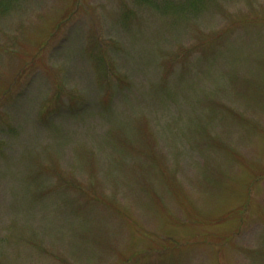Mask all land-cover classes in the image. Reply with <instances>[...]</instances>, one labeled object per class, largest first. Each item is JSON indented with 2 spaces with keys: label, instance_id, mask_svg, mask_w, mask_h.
I'll return each instance as SVG.
<instances>
[{
  "label": "rangeland",
  "instance_id": "rangeland-1",
  "mask_svg": "<svg viewBox=\"0 0 264 264\" xmlns=\"http://www.w3.org/2000/svg\"><path fill=\"white\" fill-rule=\"evenodd\" d=\"M0 264H264V0H0Z\"/></svg>",
  "mask_w": 264,
  "mask_h": 264
}]
</instances>
